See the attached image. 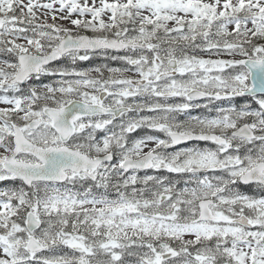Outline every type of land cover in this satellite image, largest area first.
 <instances>
[{
  "label": "snow or ice",
  "instance_id": "1",
  "mask_svg": "<svg viewBox=\"0 0 264 264\" xmlns=\"http://www.w3.org/2000/svg\"><path fill=\"white\" fill-rule=\"evenodd\" d=\"M0 264H264V0H0Z\"/></svg>",
  "mask_w": 264,
  "mask_h": 264
}]
</instances>
